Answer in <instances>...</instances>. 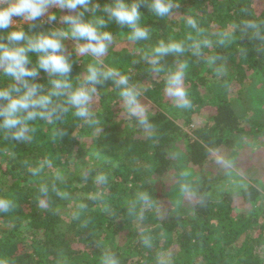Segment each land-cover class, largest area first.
<instances>
[{
    "label": "trees",
    "instance_id": "1",
    "mask_svg": "<svg viewBox=\"0 0 264 264\" xmlns=\"http://www.w3.org/2000/svg\"><path fill=\"white\" fill-rule=\"evenodd\" d=\"M125 2L140 6L139 23L148 38L132 40L130 27L108 19L103 9L115 0H91L84 19L104 18L102 30L112 39L125 36L133 47L110 46L102 58L65 54L63 47L71 65L67 79L75 89L90 65L114 68L137 89L149 82L159 109L147 112L148 125L141 124L128 115L120 89L107 79L95 86L101 103L89 106L87 118L75 115L68 103L72 89H64L52 97L51 116L27 122L25 137L0 128V198L12 201L9 211L0 212V261L103 264L111 255L118 264H264V183L246 178L230 186L213 169L218 149L232 155L244 146L243 138L264 135V0H170L165 16L153 12L152 0ZM61 11L63 17L74 14L50 7L43 14L47 21L40 17L0 30V43H12L7 39L12 30L27 36L52 33L61 21L48 17ZM189 18L197 21L195 29ZM162 41L181 42L184 51L157 56L154 49ZM29 56V67H36L38 54ZM181 65L196 92L192 106L208 112L190 134L177 122L180 108L161 94L167 76ZM210 77L228 86L217 91ZM56 78L38 69L29 83L48 94ZM15 83L0 70V89ZM252 109L261 112L260 120L247 118ZM182 140L186 153L177 147ZM186 175L193 176L195 197L179 212ZM168 199L175 208L166 210Z\"/></svg>",
    "mask_w": 264,
    "mask_h": 264
},
{
    "label": "clouds",
    "instance_id": "2",
    "mask_svg": "<svg viewBox=\"0 0 264 264\" xmlns=\"http://www.w3.org/2000/svg\"><path fill=\"white\" fill-rule=\"evenodd\" d=\"M91 0H7L4 6H0V30L8 29L11 26L13 17H22L27 21L40 18L50 7L68 9L74 14L65 15L64 19L68 24L67 29H57L50 34L40 33L34 36H27L20 30H12L8 33L7 39L11 44L0 43V70L5 76H10L16 82L11 89H0V100L5 103L0 106V128L13 132L16 138H23L28 132L27 122L36 117L51 116L52 97L62 94L64 89H72L67 76L71 70L68 57L61 51L64 47L63 41L69 37L84 43L78 45L80 53L91 54L93 57H101L105 54L112 41V35L103 31L105 19L97 17L95 20H85L84 14L89 10ZM99 4H93V10L99 9ZM140 6L136 3L128 4L125 0H115L112 6H105L103 11L109 20H115L121 25L132 29L130 39L143 40L148 38V30L141 26ZM170 0H152L151 9L157 16H165L171 11ZM83 9V11H80ZM55 19L53 13L49 17ZM187 24L197 27V21L189 18ZM254 27V25H251ZM23 41V43H20ZM184 46L181 42L170 41L160 42L154 49L157 56L169 53H182ZM29 53L38 54V65L29 67L31 64ZM155 63V61H153ZM38 69H43L50 76L57 77L51 81L53 91L43 94L36 83H29L30 78L38 74ZM156 72L161 68L156 67ZM185 66L181 65L172 71L166 82L167 95L172 98L177 107H187L190 104L188 94L184 86ZM112 79L117 88L120 89L128 115L135 117L141 124L148 125L146 108L140 103L139 90L129 83V78L114 68L102 70L90 65L84 83L71 90L68 95V103L75 109V115L87 118L90 115L89 106L93 94L96 92V85L104 80ZM218 164L226 165L227 161L218 153H214ZM104 176H99V181H104ZM189 192L187 186L183 189ZM140 199L147 202V195L142 194ZM12 201L0 198V212L9 211ZM0 264H7L0 261ZM103 264H118L115 257L105 256Z\"/></svg>",
    "mask_w": 264,
    "mask_h": 264
},
{
    "label": "rangeland",
    "instance_id": "3",
    "mask_svg": "<svg viewBox=\"0 0 264 264\" xmlns=\"http://www.w3.org/2000/svg\"><path fill=\"white\" fill-rule=\"evenodd\" d=\"M62 14L63 12L61 11V12H57L55 15L56 17H58V20L61 21V22L57 21V24H56L57 29H63L61 26V23L63 21L62 18H64ZM28 23L29 21L23 19L22 17H14V19L12 20L11 26L21 27ZM79 44H82V43L71 37L64 40L65 54L66 53L68 54L71 51H75L78 54V56H82L84 53H80L78 51ZM110 46L111 48L113 47V50L115 51H120L124 48L132 49L133 42L128 40L125 36L116 37L112 39L105 54L98 58L104 57L108 53ZM206 72H207V69L204 68L201 74L202 75L207 74ZM155 75H156L155 78L159 80L162 77V75L160 74H155ZM209 79H211V84L214 88H216L217 91H224V89L228 86V84L222 83L216 78L214 79L210 77ZM148 83L149 82H147L146 84H142L138 87L143 97L142 98L143 101H141L140 103L146 108L147 112H156L159 109L158 102L154 99V96H156V94H155V91L151 88V85H149L150 83L149 84ZM184 86L186 88L188 99L190 100V104L187 107H183V108L179 107L180 112H182L183 114L180 115V117L177 119V122L178 124H181L182 127L185 130H187V132L190 134L191 133L190 128L200 124L204 120V118H206L208 112H207V109H203L197 103L192 106V102H193L196 92L193 88V85H191L190 82H186L184 80ZM204 90H206L205 87L201 85L199 87V91L201 93H204L205 92ZM161 94H162V99L165 102H170L176 105L175 102L172 100V98H170L167 95L166 88H164L161 91ZM100 103H101L100 97L98 96V94L94 93L90 107L99 108ZM121 105L124 106L125 105L124 102ZM113 110H115L114 113L116 114L119 113V107H114ZM247 118L248 119L253 118V119L260 120L261 112H259L256 109L255 110L252 109L248 112ZM243 139H244L243 140L244 146L238 148V151H236L232 155H231V152L223 148H220L215 152L221 155L227 161V164L223 165V164L216 163L215 166L213 165V169L215 170L216 173H221L222 176L226 177V181L230 186L236 187L238 185H241L242 184L241 180L246 179V178L247 179H253V178L259 179L261 180V182L264 183V135H258V136L253 135V136H249ZM248 142H251V143L248 144ZM186 145H187V141L182 140L180 142H177V147L181 153H186ZM190 176L191 175H186L182 177L181 182L182 184H184L183 185L184 187L185 186L188 187L189 192L187 193L183 192L181 196H179L178 198V201L180 202L179 208H178L179 212L188 210L189 205L191 204V202L194 200V197H195L194 191H193L194 182L192 181L193 176L192 178H189ZM166 205H167L166 210H168V208L173 209L176 207V203H174V201L171 199H168V202L166 203Z\"/></svg>",
    "mask_w": 264,
    "mask_h": 264
},
{
    "label": "built area",
    "instance_id": "4",
    "mask_svg": "<svg viewBox=\"0 0 264 264\" xmlns=\"http://www.w3.org/2000/svg\"><path fill=\"white\" fill-rule=\"evenodd\" d=\"M7 3V0H0V6H4V4H6ZM14 19V17L12 18V20ZM41 20L42 21H47L46 20V18H44V16L42 15L41 16ZM29 22H31V21H29ZM16 25V24H15Z\"/></svg>",
    "mask_w": 264,
    "mask_h": 264
}]
</instances>
